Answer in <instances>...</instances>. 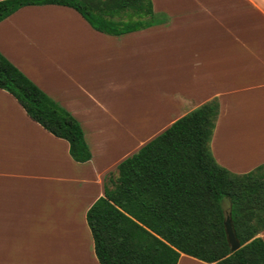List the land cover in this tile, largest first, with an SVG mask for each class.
<instances>
[{"label":"crops","instance_id":"0c3cea01","mask_svg":"<svg viewBox=\"0 0 264 264\" xmlns=\"http://www.w3.org/2000/svg\"><path fill=\"white\" fill-rule=\"evenodd\" d=\"M150 1L167 22L118 37L59 5L0 22V53L77 120L91 153L75 162L0 89V264H99L86 212L105 177L211 100L216 163L238 175L264 164V0Z\"/></svg>","mask_w":264,"mask_h":264},{"label":"trees","instance_id":"16d2710c","mask_svg":"<svg viewBox=\"0 0 264 264\" xmlns=\"http://www.w3.org/2000/svg\"><path fill=\"white\" fill-rule=\"evenodd\" d=\"M34 5L69 7L93 30L115 37L167 22L150 0H1L0 22ZM0 89L65 140L75 162L91 159L77 120L1 53ZM218 114L216 99L200 105L105 177L103 196L86 212L99 264H177L180 254L205 263L264 264V164L238 175L216 163L210 143ZM226 217L240 245L235 252Z\"/></svg>","mask_w":264,"mask_h":264},{"label":"water","instance_id":"95a60500","mask_svg":"<svg viewBox=\"0 0 264 264\" xmlns=\"http://www.w3.org/2000/svg\"><path fill=\"white\" fill-rule=\"evenodd\" d=\"M224 226H225V232L227 235L228 243L230 245V251L235 252L240 248V245L235 238L229 217H226Z\"/></svg>","mask_w":264,"mask_h":264},{"label":"rangeland","instance_id":"374dc122","mask_svg":"<svg viewBox=\"0 0 264 264\" xmlns=\"http://www.w3.org/2000/svg\"><path fill=\"white\" fill-rule=\"evenodd\" d=\"M114 175H116V173H115ZM113 177H114V176H113Z\"/></svg>","mask_w":264,"mask_h":264}]
</instances>
